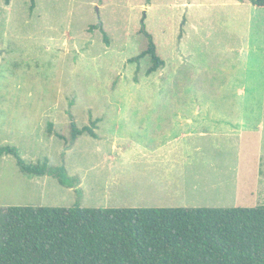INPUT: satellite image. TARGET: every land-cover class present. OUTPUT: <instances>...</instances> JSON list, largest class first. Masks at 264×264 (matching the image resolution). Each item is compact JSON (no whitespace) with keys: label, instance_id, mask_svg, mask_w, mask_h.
I'll list each match as a JSON object with an SVG mask.
<instances>
[{"label":"rangeland","instance_id":"374dc122","mask_svg":"<svg viewBox=\"0 0 264 264\" xmlns=\"http://www.w3.org/2000/svg\"><path fill=\"white\" fill-rule=\"evenodd\" d=\"M144 28L166 61L150 75L148 57L139 69L130 61L146 45ZM71 100L80 127L100 118L99 137L84 133L68 147L48 123L68 136ZM159 106L222 108L237 121L235 136L213 146L222 177L187 186L193 206L264 204V8L250 0H0V146L17 147L28 163L48 159L73 183L28 175L4 155L0 207L148 206L142 188L111 177L123 171L122 147L141 135L156 142L150 134L164 121L144 109Z\"/></svg>","mask_w":264,"mask_h":264},{"label":"trees","instance_id":"16d2710c","mask_svg":"<svg viewBox=\"0 0 264 264\" xmlns=\"http://www.w3.org/2000/svg\"><path fill=\"white\" fill-rule=\"evenodd\" d=\"M10 0H7L9 2ZM264 8V0H250ZM35 0H32L34 5ZM93 28V27H92ZM146 45L130 59L138 69L148 57L150 75L166 61L153 34L141 31ZM109 42L107 33L104 34ZM69 135L48 123V133L75 144L96 131L100 118L80 127L71 107ZM31 176L53 175L73 187L65 170L48 159L28 163L17 147L0 146ZM75 181H78L77 178ZM0 264H264V204L254 207H0Z\"/></svg>","mask_w":264,"mask_h":264},{"label":"crops","instance_id":"0c3cea01","mask_svg":"<svg viewBox=\"0 0 264 264\" xmlns=\"http://www.w3.org/2000/svg\"><path fill=\"white\" fill-rule=\"evenodd\" d=\"M221 109L207 106L145 108V113L158 115L156 120L164 121L158 122L163 126L150 134L156 142H148L149 138L141 135L143 141L139 145L122 147L123 171L111 179L125 186L142 188L140 192L146 194L149 207H155L154 203H161L158 207H203L193 206L194 202L188 201L187 186L189 183L203 185L213 176L222 177L215 168L219 158L214 150L218 146H213L219 145L224 136H235L238 130L236 119L222 116L229 111Z\"/></svg>","mask_w":264,"mask_h":264}]
</instances>
